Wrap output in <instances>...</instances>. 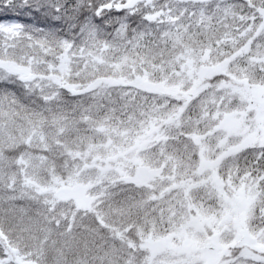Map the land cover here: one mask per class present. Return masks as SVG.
Masks as SVG:
<instances>
[{"label":"snow or ice","instance_id":"1","mask_svg":"<svg viewBox=\"0 0 264 264\" xmlns=\"http://www.w3.org/2000/svg\"><path fill=\"white\" fill-rule=\"evenodd\" d=\"M0 264H264V0H0Z\"/></svg>","mask_w":264,"mask_h":264}]
</instances>
